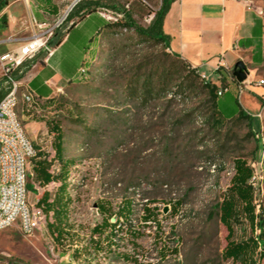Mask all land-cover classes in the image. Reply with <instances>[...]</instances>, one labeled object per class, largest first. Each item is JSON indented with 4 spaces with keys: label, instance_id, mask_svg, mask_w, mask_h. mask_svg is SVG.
Here are the masks:
<instances>
[{
    "label": "rangeland",
    "instance_id": "1",
    "mask_svg": "<svg viewBox=\"0 0 264 264\" xmlns=\"http://www.w3.org/2000/svg\"><path fill=\"white\" fill-rule=\"evenodd\" d=\"M93 2L116 24L96 38L81 79L50 81L53 105L40 100L39 106L17 108L35 147L42 132L52 135V149L48 143L41 152H55L47 123L59 122L64 160L71 162L69 230L62 241L49 226L29 238L17 226L1 230L0 264H237L223 259L228 230L220 203L241 161L254 168L256 203L264 205V119L245 95L264 92V41L263 62L247 64V88L232 82L237 92L230 86L219 102L222 118L239 109L237 101L247 107L252 128L237 117L214 127L205 83L220 85L218 75L190 72L163 43L138 32L150 27L162 0H9L3 11L8 25L0 23V78L7 63L44 49L56 29L64 34L77 18L55 26L78 3ZM250 5L264 19V0ZM123 11L135 28L117 22ZM38 37L45 46L23 53ZM40 69L37 63L19 81L29 83ZM223 85L229 86L226 78ZM97 225L99 233L93 231ZM236 231L238 241L258 233L245 217ZM260 253L258 264H264Z\"/></svg>",
    "mask_w": 264,
    "mask_h": 264
},
{
    "label": "trees",
    "instance_id": "2",
    "mask_svg": "<svg viewBox=\"0 0 264 264\" xmlns=\"http://www.w3.org/2000/svg\"><path fill=\"white\" fill-rule=\"evenodd\" d=\"M173 1L174 0H162L161 7L155 12L150 27L143 31L138 29V32L142 35L163 43L166 49L170 47V37L163 32V22ZM8 5L9 0H0V23L5 26L8 25V15L3 11ZM99 7H102L99 2L78 3L69 13L65 22H69L74 18L77 19L71 22V25L67 27L64 34H60V31L56 29L52 37L47 41V47L51 49L60 48L56 55L53 53L54 55L52 54L53 56L48 58L49 65L44 61L48 57V51L46 49H41L32 58L25 59L16 69H11L9 72L5 73L4 76L0 78V101L11 88L10 79L19 81L37 63H40L43 68L29 84L38 95L34 103L38 106L40 105V100H45L47 105H53L55 103L54 98L50 97L52 89L46 84V81L55 74L56 66L63 72L68 81L80 80L82 72H84L85 64L87 63L84 56L88 55L93 50L95 40L101 32L116 24L100 15L98 11ZM123 19L124 20H118L117 22H120L121 25L127 28L134 27V23L126 11H123ZM77 24H81V26L76 27ZM65 36L68 37L63 43ZM240 42L241 46L244 48L253 47V61L255 64H261L263 62V20L261 17L256 18L253 36L248 39H243ZM185 63L191 70L190 72L199 74L197 68L192 67V65L186 61ZM222 70L223 68L219 67L217 72L221 73ZM230 76L234 82L239 84L232 72ZM223 78L225 79L226 77H220V85L211 82L205 83L213 106L212 125L214 127H221L225 121L237 117L247 120L252 128L253 116L248 113L238 101L237 104L239 105V109L233 113L232 116L227 118H222L220 116V97L229 91V89L225 91L228 85H223ZM5 84H8V88ZM148 92H151V90ZM219 92L222 93L219 94ZM259 99L264 106V99L261 97H259ZM47 124H49L50 129L55 134L53 142L54 155L50 157L48 153L39 152L37 157L32 160V164L36 179L41 183H49L51 181L61 182L59 187L53 192L45 191L38 200V205H43L47 213H53V220L48 226L55 236V239L62 241L66 231L69 230V203L67 195L71 162L64 160L63 135L60 130L59 122L55 121L54 123V121H51ZM56 164L59 167V172L54 171L53 174L50 173L51 166ZM237 164L239 167V174L220 203L221 222L228 230L227 245L223 250V259L226 261L232 260L237 264H258L260 252L264 250V205L256 203V188L252 181L255 174L254 168L252 166L242 165L241 161H237ZM180 204L179 201L174 202L173 211L176 212ZM128 205L129 203H127V206ZM244 217L245 221L249 223L251 231L255 233L257 230L258 233L257 235H251L247 239L238 241L235 239L237 234L236 228ZM101 229L102 226L97 225L93 228V231L99 233Z\"/></svg>",
    "mask_w": 264,
    "mask_h": 264
},
{
    "label": "crops",
    "instance_id": "3",
    "mask_svg": "<svg viewBox=\"0 0 264 264\" xmlns=\"http://www.w3.org/2000/svg\"><path fill=\"white\" fill-rule=\"evenodd\" d=\"M254 1L256 0H174L163 22V32L170 37L168 50L190 63L192 67L197 68L204 75H207L206 73L208 75L217 74V78H220L222 73L227 79L228 89L230 90L231 83L234 82L230 73H233L235 64L240 60L246 65L255 64L253 61V47L244 48L241 46L240 41L253 36L257 17H261L263 20L264 41V19L250 5ZM45 2L50 3V0H45ZM53 11H56V7H53ZM78 26H81V24H77L76 27ZM67 37L65 36L63 43L67 40ZM59 49V47L54 49L53 53L56 55ZM86 57L87 55L84 56V58ZM48 58L44 60L47 65H49ZM219 67L223 68L221 73L217 72ZM41 69L36 72L30 81ZM57 78L68 81L63 72L56 66L55 74L46 81V84L52 89L49 82ZM52 94L50 97H52ZM245 95L247 99L255 100L254 110L256 112L264 107L259 99V97L264 99L263 91L252 89L245 92ZM241 106L250 113L247 107ZM42 145L40 138L39 147L37 148L40 152L45 149L42 148ZM53 155L54 153L49 154L50 157ZM54 167L55 165L50 168L52 174ZM60 184L61 182L57 181L41 183L36 179L35 174L28 185L29 200L32 199L31 194H33L35 199L31 202L38 201L45 191L53 192Z\"/></svg>",
    "mask_w": 264,
    "mask_h": 264
},
{
    "label": "built area",
    "instance_id": "4",
    "mask_svg": "<svg viewBox=\"0 0 264 264\" xmlns=\"http://www.w3.org/2000/svg\"><path fill=\"white\" fill-rule=\"evenodd\" d=\"M119 16L122 17L123 15L120 14ZM65 18L66 15L55 27H59ZM33 21L41 26L35 17H33ZM36 41L37 43H35ZM45 41L42 37H38L32 44L28 45L30 46L28 51L25 52V48L28 46L23 48V53L36 52L40 47L45 46ZM44 49L48 51V57L54 52V49L47 47V45ZM23 61L20 59L14 63H7L4 66L5 73L17 68ZM10 80L11 88L0 101V231L17 226L21 234L29 238L37 230H43L42 227H48V224L53 220V213H47L43 205H38V201L31 202L29 200L28 185L35 177L32 160L37 157L40 151L29 138L17 114V108L20 104L31 107L38 95L29 83L23 85L21 81ZM246 82L239 83V87L241 89L247 87ZM261 84L264 86V80L261 81ZM221 93L219 92V94ZM27 110L29 111V109ZM256 117L260 120L264 119V107L256 113ZM262 129L264 130L263 124ZM262 135L264 142V132ZM51 137L52 135L48 131L42 132L41 144H43V149L48 148V143H50L48 150L52 149ZM54 171L59 172L57 164ZM255 180L256 174L252 178L254 185Z\"/></svg>",
    "mask_w": 264,
    "mask_h": 264
},
{
    "label": "water",
    "instance_id": "5",
    "mask_svg": "<svg viewBox=\"0 0 264 264\" xmlns=\"http://www.w3.org/2000/svg\"><path fill=\"white\" fill-rule=\"evenodd\" d=\"M248 73V67L242 60L235 64L233 68V76L240 84H243L247 80Z\"/></svg>",
    "mask_w": 264,
    "mask_h": 264
},
{
    "label": "bare ground",
    "instance_id": "6",
    "mask_svg": "<svg viewBox=\"0 0 264 264\" xmlns=\"http://www.w3.org/2000/svg\"><path fill=\"white\" fill-rule=\"evenodd\" d=\"M37 39V38H36ZM35 43H37V41L35 42ZM29 48H30V46H29ZM26 52V51H25Z\"/></svg>",
    "mask_w": 264,
    "mask_h": 264
}]
</instances>
